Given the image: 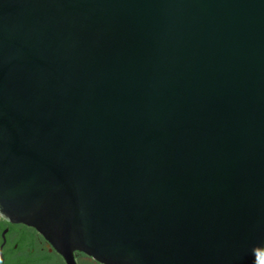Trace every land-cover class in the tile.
I'll use <instances>...</instances> for the list:
<instances>
[{
	"label": "water",
	"instance_id": "1",
	"mask_svg": "<svg viewBox=\"0 0 264 264\" xmlns=\"http://www.w3.org/2000/svg\"><path fill=\"white\" fill-rule=\"evenodd\" d=\"M0 217L68 264H259L264 0H0Z\"/></svg>",
	"mask_w": 264,
	"mask_h": 264
},
{
	"label": "flooded vegetation",
	"instance_id": "2",
	"mask_svg": "<svg viewBox=\"0 0 264 264\" xmlns=\"http://www.w3.org/2000/svg\"><path fill=\"white\" fill-rule=\"evenodd\" d=\"M74 255L76 264H103L81 252ZM0 264L68 263L35 229L0 217Z\"/></svg>",
	"mask_w": 264,
	"mask_h": 264
},
{
	"label": "snow or ice",
	"instance_id": "3",
	"mask_svg": "<svg viewBox=\"0 0 264 264\" xmlns=\"http://www.w3.org/2000/svg\"><path fill=\"white\" fill-rule=\"evenodd\" d=\"M261 257H262L261 264H264V253H261Z\"/></svg>",
	"mask_w": 264,
	"mask_h": 264
}]
</instances>
